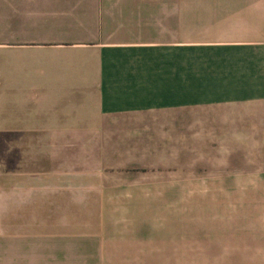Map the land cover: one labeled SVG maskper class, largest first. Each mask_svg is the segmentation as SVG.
I'll use <instances>...</instances> for the list:
<instances>
[{"label": "crops", "instance_id": "0c3cea01", "mask_svg": "<svg viewBox=\"0 0 264 264\" xmlns=\"http://www.w3.org/2000/svg\"><path fill=\"white\" fill-rule=\"evenodd\" d=\"M61 1L0 0V22L10 27L0 36V48L17 59L19 47L34 43L19 40L14 31L19 19L30 26L34 18L65 17ZM54 4L58 8H51ZM80 5L74 3L76 34L81 25L83 42L102 47L106 56L168 57V65L157 60L155 66L104 74H168V87L144 76L104 75L88 87L42 88L39 94L27 82L0 88V146L2 138L48 136L37 132H48L51 121L79 122L83 107L145 111L160 108L157 99H167L169 264H264V0H90L84 9ZM1 163L0 150V176ZM26 198L0 193V261L51 264V256L67 257L49 239L75 247L80 232L74 217L54 228L56 237H51L49 196Z\"/></svg>", "mask_w": 264, "mask_h": 264}, {"label": "rangeland", "instance_id": "374dc122", "mask_svg": "<svg viewBox=\"0 0 264 264\" xmlns=\"http://www.w3.org/2000/svg\"><path fill=\"white\" fill-rule=\"evenodd\" d=\"M76 1L58 4L65 17L34 18L30 26L19 19L14 29L19 40L34 43L19 47L17 59L11 57L10 49L0 48V88L27 82L39 94L42 88L88 87L104 75L130 80L144 76L159 88L168 87V74H104L155 66L157 60L168 65V57L106 56L102 47L83 42L86 35L81 25L76 34ZM78 2L84 9L90 0ZM79 18L84 27L85 19ZM9 30L0 22V36ZM40 100L35 95L36 103ZM157 100L160 108L145 111L100 112L83 107L81 121H51L48 132H37L48 136L1 139L0 193H16L22 200L28 195H48L51 237H56L52 231L62 222L75 219L80 242L66 248L64 242L50 238L51 245H61L69 254L60 256L63 259L51 256V264H169L170 115L169 106L163 105L168 100ZM79 101L95 102L93 98Z\"/></svg>", "mask_w": 264, "mask_h": 264}]
</instances>
